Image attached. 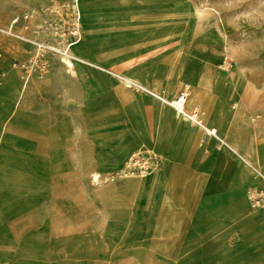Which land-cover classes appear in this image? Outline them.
<instances>
[{"label":"rangeland","instance_id":"obj_1","mask_svg":"<svg viewBox=\"0 0 264 264\" xmlns=\"http://www.w3.org/2000/svg\"><path fill=\"white\" fill-rule=\"evenodd\" d=\"M15 17L19 21L14 35L5 30ZM0 25L4 28L0 30V264H264L263 234L262 249L246 245L251 249L248 254L237 247H243L237 237L229 240L237 245L230 252L222 249L226 241L213 248V239L206 235L247 217L253 211L250 207L264 217V190L259 188L264 177L258 171L241 162L249 173L243 184L222 185L201 191L198 198L190 197L178 207L150 210L156 215L150 220L156 221L148 224L141 220L147 215L138 219L125 197L115 204L103 196L109 184L147 176L127 172L128 161L135 156L118 175H100L99 184H93L92 155L79 145L84 122L80 110L89 109L88 116H97L93 110L107 95L114 104L103 119L115 124L121 112H116V98L110 96L114 89L122 87L118 102L128 105L144 90L111 72L129 71L130 61L154 51L159 46L155 42L162 39L167 44L163 57L189 38L218 46L226 56L216 61L220 70L237 73L246 83L232 104L235 116L264 122V0H0ZM37 55L40 66L58 64L54 76L35 77L29 67ZM25 72L31 73L32 81L18 109L13 104ZM181 88L167 89L168 99ZM43 116L46 122L40 120ZM44 124L67 130L66 139L58 144L57 159L52 155L56 150L51 153L47 148L53 145L39 143L30 151L29 139L39 135L40 140ZM13 138L25 139L27 147L15 144ZM172 213L176 218L170 223ZM181 228L193 230V237L179 246V240L168 237Z\"/></svg>","mask_w":264,"mask_h":264},{"label":"crops","instance_id":"obj_2","mask_svg":"<svg viewBox=\"0 0 264 264\" xmlns=\"http://www.w3.org/2000/svg\"><path fill=\"white\" fill-rule=\"evenodd\" d=\"M4 20L3 17L2 23ZM192 39L189 41L192 43L185 39V44L169 51L164 57L160 54L162 57L158 55L138 62V56L130 61L132 67H129V71L111 72V75L121 80H131L136 87L138 85L144 90L134 94L132 103L128 105L118 102L117 95L122 93V87L114 89L115 95L112 93L110 96H115L114 106L115 109L119 108L116 112H121L120 115L115 114L118 119L115 124L103 119L112 112L111 105L114 104L110 99L109 102L106 100L107 95H104V99L100 98L98 107L93 110L98 113L97 116H88L89 109L80 110L84 122L79 145L82 143L90 150L94 171L97 170L100 175H118L135 153L150 157L147 176L125 178L121 183L109 184L103 190L104 198L115 204L122 202L123 197L131 201L129 207L135 210L136 217L141 219L147 215L146 219L141 220L148 224H155L156 220L151 221L150 218L156 215L150 213L160 208L178 207L190 197L198 198L201 191L214 190L222 185L231 187L235 182L243 184L249 173L241 162L264 177V122L243 118V115L235 116V109L232 108L235 100H239L237 97L244 92L245 80L237 73L220 70L216 61L226 56L218 46L211 44L212 42L203 43ZM21 54H24L23 50ZM187 60H192L191 68L197 71V76L193 77L194 82L187 79L190 76L185 78L184 63ZM49 66L45 75L39 77L36 74L35 77L44 80L50 75L54 76L57 73V63L51 62ZM26 77L25 72L21 78L23 87L27 82ZM28 79L29 87L32 76L29 75ZM168 79L171 80L170 83L165 82ZM188 83H193L192 86L205 106L197 102L190 104L186 110V101L185 110H197L202 125L176 116L170 106L150 93L168 99L167 89L181 86L182 90L177 95L188 89ZM238 83L241 87L236 89ZM28 87L25 95L30 91ZM207 130H215V136L208 135ZM263 186L260 185L261 190H257L263 191ZM249 209L256 210L251 207ZM253 211L228 227L212 229L207 233L213 239L212 247L215 248L213 244L223 246L226 241V247L222 249L231 252L237 245L229 240L237 237L243 245L237 246L243 250L242 254H248L251 250L245 248L246 245H258L262 249L260 241L264 235V217ZM172 214L168 217L170 223L176 218V213ZM136 217L133 220L136 221ZM171 232L173 235L168 238L179 240V246L193 237V230L185 228ZM134 236L139 238L140 235L136 233ZM199 236L202 237L203 234ZM197 237L196 234L195 238ZM182 252H186V249Z\"/></svg>","mask_w":264,"mask_h":264},{"label":"bare ground","instance_id":"obj_3","mask_svg":"<svg viewBox=\"0 0 264 264\" xmlns=\"http://www.w3.org/2000/svg\"><path fill=\"white\" fill-rule=\"evenodd\" d=\"M78 3V2H77ZM206 9V8H205ZM204 9V10H205ZM173 10V9H172ZM32 16V15H31ZM30 16V17H31ZM13 18V17H12ZM25 18V17H24ZM19 20H18V18H14L13 20H11V22H10V24H8L9 26L6 28V32L7 33H9V34H14L13 33V29H15L14 28V26L17 24V22H18ZM186 24V23H185ZM25 29V28H24ZM0 30H4V28L3 27H1V25H0ZM27 32V31H26ZM34 32V31H33ZM30 33V32H29ZM31 34V33H30ZM76 34H78V35H80V38H81V34H80V32H79V30H77V32H76ZM15 35V34H14ZM20 36V35H19ZM22 37V36H21ZM22 38H24V37H22ZM165 41L166 40H158L157 42H155V43H158V45L159 46H157L156 48H154V51H152V52H149V53H147V54H144V55H142V56H139L138 58H136L137 59V61L138 62H141V61H144V60H146V59H148V58H150V57H155V56H158V55H160V54H162L163 52H165L166 51V49H167V44H165ZM190 41V38L189 39H187V42H189ZM189 43H192V42H189ZM178 44V43H177ZM50 45V44H49ZM191 45V44H190ZM189 45V46H190ZM226 49H227V47H226ZM54 50V49H53ZM54 51H56V50H54ZM37 54V53H36ZM47 56V55H46ZM50 57V56H49ZM47 58V57H46ZM39 59V58H38ZM61 62V61H60ZM223 62H225V60H223ZM62 63L63 64H65V66L67 67V68H71L72 67V63L67 59V58H63V60H62ZM191 64H192V60H187L185 63H184V74H185V78L186 77H188V76H190V78H187V79H190V81H192V82H194L195 81V78H193L194 76H197V71H194V69H192L191 68ZM52 65V64H51ZM50 65V66H51ZM58 65V64H57ZM53 66V65H52ZM51 66V67H52ZM134 66V65H133ZM132 67V66H131ZM17 73V72H16ZM72 73V72H71ZM13 74H14V72H13ZM14 76V75H13ZM50 76H53V75H50ZM50 76H49V78H50ZM6 78V77H5ZM7 78H9V77H7ZM3 79V78H2ZM12 79V78H11ZM46 79V78H45ZM60 79V78H59ZM18 80V79H17ZM50 80V79H49ZM2 81V80H1ZM19 81V80H18ZM127 82H128V84L129 83H132V81L131 80H127ZM15 84H16V82H14ZM18 84V83H17ZM16 84V85H17ZM28 84H29V79L27 80V82H26V84H25V86L23 87V86H21V89H20V92H18L19 93V95H18V98L16 99V101H15V104H13L15 107L14 108H18L19 107V105L21 104V102H22V100H23V97L25 96V92L27 91V87H28ZM57 84V83H56ZM193 85V83H188L186 86L188 87V98H187V106H186V110L188 109V107H189V105L190 104H194V103H200L201 104V106H205L204 104H203V102H201L200 100H201V98L198 96L199 94L197 93V91H196V89L192 86ZM136 87V86H135ZM236 89H238V86L236 85ZM14 91H16V89L14 90ZM148 92V91H147ZM150 93H152L158 100H160L161 102H163L164 104H166V105H168L167 104V102L169 101L167 98H163V97H161V96H159V95H157L156 93H153V92H150ZM16 94V93H15ZM11 95V94H10ZM17 95V94H16ZM232 108L233 109H235V106L233 105L232 106ZM19 109V108H18ZM18 109L16 110V111H18ZM16 112H14V114H15ZM7 115H10V114H7ZM2 117V116H1ZM31 117V116H30ZM32 118V117H31ZM37 118V117H36ZM180 118H183V117H180ZM42 122H46L45 120H46V118L43 116V117H41V119H40ZM232 122V121H231ZM5 123V122H4ZM4 126V125H3ZM43 126H45L46 127V125L44 124ZM234 128V127H233ZM237 128V127H236ZM2 129H4V128H2ZM42 130H43V133H44V135H43V137L39 140V135H37L36 137H34V138H32V139H29V142H30V144L32 145L31 146V150L30 151H32V152H34V149H35V147L36 146H38L39 145V143H40V145H42V144H45L46 146L47 145H53V147L51 148L50 146L49 147H47V148H50V151L49 152H51V153H54L55 152V150H56V152L57 153H54V154H52L53 155V157L55 158V159H57V157L59 156V151H58V144H62L63 143V141L66 139V137H67V133H66V131L64 132H62V130L60 131V128H57L56 127V125L55 124H53V126L51 127V128H47L46 127V129L45 128H42ZM40 131V130H39ZM235 131V130H234ZM236 132V131H235ZM2 134V133H1ZM35 135V134H34ZM34 135H31V136H34ZM7 136V135H6ZM13 136V135H12ZM9 137V136H8ZM11 137V136H10ZM9 137V138H10ZM247 138V137H246ZM12 142H14L15 144H19L20 145V147H22L23 145H25L26 147H27V145H26V141H25V139H20V141L19 140H17V139H15V138H13L12 140H11ZM240 142V141H239ZM245 144V143H244ZM45 145H43V146H45ZM45 146V147H46ZM54 149V150H53ZM3 151V150H2ZM2 151H0V152H2ZM29 151V150H28ZM62 151V150H61ZM249 151H251V150H249ZM48 153V152H47ZM46 153V154H47ZM50 153V154H51ZM254 153V152H253ZM21 154V153H20ZM69 154V153H68ZM17 155H18V153H17ZM21 155H23V154H21ZM67 155V154H66ZM9 156V155H8ZM20 156V155H19ZM38 156V155H37ZM1 157V156H0ZM24 157V156H23ZM50 157H51V155H50ZM12 158H14V157H12ZM60 158V157H59ZM53 159V158H52ZM10 160V159H9ZM14 160V159H13ZM44 160V159H43ZM54 160V159H53ZM61 160V159H60ZM248 160V159H247ZM16 161H18V159L16 160ZM58 161V160H57ZM7 162V161H6ZM55 162V161H54ZM249 162V161H248ZM3 163V162H2ZM20 163V162H19ZM44 163H46V162H44ZM250 163V162H249ZM18 164V163H17ZM16 164V165H17ZM28 164V163H27ZM49 164H51V163H49ZM56 164V163H55ZM13 165V164H12ZM61 165V164H60ZM14 166V165H13ZM12 166V167H13ZM19 166V165H18ZM54 166V165H53ZM57 166V165H56ZM69 166V165H68ZM0 167H2V166H0ZM8 167V166H7ZM20 167V166H19ZM42 167V166H41ZM21 168V167H20ZM48 168V167H47ZM60 168V167H59ZM30 169V168H29ZM32 169V168H31ZM43 169H45L44 167H43ZM58 169V168H57ZM63 169V168H62ZM12 170V169H11ZM33 170V169H32ZM48 170V169H47ZM35 171V170H34ZM4 172H6V171H4ZM11 172V171H10ZM14 172V171H13ZM12 172V173H13ZM21 172V171H20ZM36 172V171H35ZM34 172V173H35ZM45 172V171H44ZM53 172V171H52ZM56 172V171H55ZM8 173H9V170H8ZM15 173V172H14ZM17 173V172H16ZM31 173H32V171H31ZM50 173V172H49ZM44 174V173H43ZM47 174V173H46ZM53 174V173H52ZM124 174H126V173H124L123 172V176H126V175H124ZM145 174V173H144ZM146 174H148V173H146ZM6 175V174H5ZM10 175V174H9ZM19 175H23V172L22 173H20ZM24 175H26V174H24ZM2 176V175H1ZM4 177V176H3ZM23 178V177H22ZM22 178H19V176H18V179H22ZM49 178V177H48ZM100 178H101V176H100V174H99V172L98 171H94L93 173H92V179H93V184H99V180H100ZM7 179H8V177H7ZM10 179H12V178H10ZM44 179V178H43ZM6 180V179H5ZM5 180H4V184H5ZM15 180V179H14ZM23 180V179H22ZM21 180V181H22ZM33 180V179H32ZM31 180V181H32ZM37 180V179H36ZM41 180V179H40ZM8 181V180H7ZM13 181V180H12ZM26 181V180H25ZM30 181V180H29ZM9 182V181H8ZM15 182V181H14ZM16 182H17V180H16ZM43 183V182H42ZM17 184V183H16ZM20 184V183H19ZM23 184V183H22ZM24 185V184H23ZM32 185V184H31ZM47 185V184H46ZM25 186V185H24ZM48 186V185H47ZM21 187V186H20ZM37 187V186H36ZM26 190V189H25ZM49 190V189H48ZM17 192V191H16ZM20 192V191H19ZM36 192V191H35ZM10 193V192H9ZM34 193V192H33ZM13 194V193H12ZM11 194V195H12ZM19 194V193H18ZM36 196V195H35ZM39 196H41V195H39ZM44 197V196H43ZM35 198V197H34ZM41 199H42V197H41ZM27 200V199H26ZM30 200V199H29ZM39 200L40 199H38V202H39ZM21 201V200H20ZM32 201V200H31ZM14 202V201H13ZM13 202H11V204L13 203ZM27 202V201H26ZM18 203H19V201H18ZM25 203V202H24ZM7 204V203H6ZM10 204V203H9ZM8 205V204H7ZM5 206V205H4ZM2 207V206H1ZM0 207V208H1ZM11 207H12V205H11ZM10 207V208H11ZM15 207V206H14ZM3 208V207H2ZM8 208V207H7ZM18 208H20V207H18ZM33 208V207H32ZM34 208H35V206H34ZM28 209H30V207H28ZM11 212V211H10ZM3 213V212H2ZM5 213V212H4ZM38 231V230H37ZM36 234V233H35ZM32 235V234H31ZM36 236V235H35ZM6 238V237H5ZM27 238V237H26ZM7 239V238H6ZM36 240V239H35ZM33 241V240H32ZM31 242V241H30ZM29 242V243H30ZM39 242V241H38ZM25 243V242H24ZM26 243H28V242H26ZM33 243V242H32ZM40 243V242H39ZM37 244V243H36ZM10 245V244H9ZM26 245V244H25ZM24 245V246H25ZM29 245V244H28ZM31 245V244H30ZM32 246V245H31ZM39 246V245H38ZM31 248H33V247H31ZM29 251V250H28ZM20 252V251H19ZM28 254V253H27ZM24 257V256H23ZM27 257H28V255H27ZM26 257V258H27ZM35 258V257H34ZM24 259V258H23ZM19 263V262H18ZM24 264V263H23ZM32 264V263H31Z\"/></svg>","mask_w":264,"mask_h":264},{"label":"built area","instance_id":"obj_4","mask_svg":"<svg viewBox=\"0 0 264 264\" xmlns=\"http://www.w3.org/2000/svg\"><path fill=\"white\" fill-rule=\"evenodd\" d=\"M25 19H27V17ZM38 57L39 55L32 58L31 60L32 64L30 65L29 68L31 69V71L33 70L39 77H41L49 71L50 66L49 65H43V66L38 65L37 64ZM29 75H31V73ZM29 75L27 72V77L25 81L28 80ZM187 98H188V90L185 89L181 91L180 93H178L175 97H173L167 103H168V106H170L174 110L176 116L185 117L191 123H194L196 125H202L201 121L199 120V117H198L199 112L197 110H194L191 112H187L185 110V104H186ZM206 133L212 136H215L216 134L215 130H207ZM134 156L135 157H132L128 161V164L126 167L127 172L147 173L150 170V157L146 156L144 158H139L137 157V155H134Z\"/></svg>","mask_w":264,"mask_h":264}]
</instances>
